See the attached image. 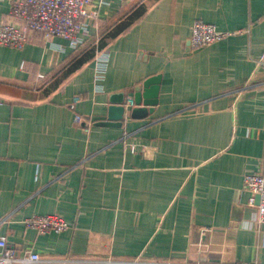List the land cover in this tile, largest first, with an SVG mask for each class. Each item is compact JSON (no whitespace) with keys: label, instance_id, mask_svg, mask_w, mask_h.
Returning a JSON list of instances; mask_svg holds the SVG:
<instances>
[{"label":"crops","instance_id":"1","mask_svg":"<svg viewBox=\"0 0 264 264\" xmlns=\"http://www.w3.org/2000/svg\"><path fill=\"white\" fill-rule=\"evenodd\" d=\"M10 7L0 0V21ZM87 14L78 48L39 33L21 50L0 46V237L43 258L264 264V224L244 191L247 174L264 175V0H96ZM196 21L233 34L194 48ZM150 79L152 112L133 117L134 103L122 125L111 120ZM50 214L70 229L23 223Z\"/></svg>","mask_w":264,"mask_h":264},{"label":"built area","instance_id":"2","mask_svg":"<svg viewBox=\"0 0 264 264\" xmlns=\"http://www.w3.org/2000/svg\"><path fill=\"white\" fill-rule=\"evenodd\" d=\"M101 3H104L103 1ZM96 5V0H11L10 11L6 19L0 21V46L21 50L31 42L35 34H40L46 43L53 44L60 38L78 48L89 32V23L83 21L87 17V8ZM232 32L218 30L214 25L196 21L191 28L190 42L194 48L208 47L229 36ZM257 66H264V56L257 59ZM110 67V53L98 51L93 65V91L96 94L105 92V81ZM40 78L43 76L40 75ZM81 96L74 97V103L80 102ZM129 99L126 108L133 106ZM75 123L83 124L85 131L90 132L92 121L82 115H75ZM122 138L125 146L132 153L138 152L135 143H128ZM143 153L147 147L142 148ZM244 191L250 194L249 203L256 206V225L264 224V175L247 174L244 177ZM256 197L259 203L256 204ZM8 220V216L0 223ZM24 225L39 234L63 233L70 229L68 221L59 214L32 215L23 220ZM197 264L188 262H169L163 260H147L142 257L119 258L112 254L87 255L84 257H51L43 258L39 253L24 249L19 244L9 245L5 236L0 237V264Z\"/></svg>","mask_w":264,"mask_h":264},{"label":"water","instance_id":"3","mask_svg":"<svg viewBox=\"0 0 264 264\" xmlns=\"http://www.w3.org/2000/svg\"><path fill=\"white\" fill-rule=\"evenodd\" d=\"M154 81H156V79H150L148 80L145 85L144 88L145 90H141V91H137L136 95H135V99L133 100L134 103L136 104L137 108H132L131 109V115L133 117H137V116H144L145 114H147V112H152V107L155 106L156 104V100L151 99V92L147 89L148 85L150 83H153ZM143 91V92H142ZM142 103L144 104L145 107H140L142 105ZM125 107L126 105H124V102H120L118 106H113L109 109V118L113 121H118L119 125H122V116L123 113L125 112ZM150 107V108H148ZM259 199V197H258Z\"/></svg>","mask_w":264,"mask_h":264}]
</instances>
